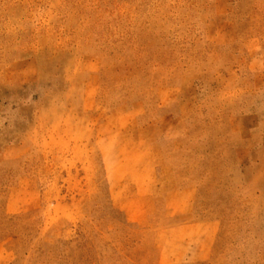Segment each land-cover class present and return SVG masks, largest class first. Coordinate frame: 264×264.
Wrapping results in <instances>:
<instances>
[{
	"label": "rangeland",
	"instance_id": "rangeland-1",
	"mask_svg": "<svg viewBox=\"0 0 264 264\" xmlns=\"http://www.w3.org/2000/svg\"><path fill=\"white\" fill-rule=\"evenodd\" d=\"M0 264H264V0H0Z\"/></svg>",
	"mask_w": 264,
	"mask_h": 264
}]
</instances>
